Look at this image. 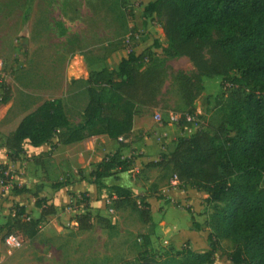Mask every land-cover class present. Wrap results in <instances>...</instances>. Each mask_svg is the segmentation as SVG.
<instances>
[{"label":"trees","instance_id":"obj_1","mask_svg":"<svg viewBox=\"0 0 264 264\" xmlns=\"http://www.w3.org/2000/svg\"><path fill=\"white\" fill-rule=\"evenodd\" d=\"M141 18L158 20L166 40L161 50L164 57H184L192 65L190 75L178 74L186 96V114H195L193 102L203 90L202 78L219 77L220 93L215 101L214 126L177 138L171 152L161 153L139 171L146 174L156 170L159 181L175 177L180 189L206 196L203 205L210 213L203 224L209 230V248L200 253L186 246L171 249L136 264H214L213 255L222 241L232 245L227 264H264V0H152L143 6ZM158 47L153 44V48ZM147 52L130 51L117 70L89 74L79 123L71 124L63 108L53 101H45L22 118L5 137V147L13 152L7 158L14 161L23 154L25 142L32 147L46 144L51 153L59 145L98 135L114 140L125 137L137 107L155 104L160 91L159 73L145 68L150 50ZM3 93L0 103L8 99V91ZM131 163L116 151L106 155L89 177L97 184L113 171H128ZM67 183L64 179L53 188ZM11 191L15 195L25 189L13 186ZM149 197L134 196L118 186L110 187L108 196L112 210L128 209L143 224L150 222ZM81 198L86 201L83 195ZM34 207L40 218L55 213L52 204L36 196ZM183 209L190 216L191 230L201 231L202 225L194 221L191 209ZM11 214L4 225L6 237L13 231L28 239L36 235L39 220H27L25 208L15 205ZM72 219L81 232L92 229V220L112 228L107 219L92 218L88 212L75 214Z\"/></svg>","mask_w":264,"mask_h":264},{"label":"rangeland","instance_id":"obj_2","mask_svg":"<svg viewBox=\"0 0 264 264\" xmlns=\"http://www.w3.org/2000/svg\"><path fill=\"white\" fill-rule=\"evenodd\" d=\"M149 1L152 0H0V98L8 91V99L0 103V142L45 101L58 103L71 124L79 123L86 103L85 81L114 50L135 54H148L150 50L145 68L158 72L162 83L155 104L149 107L166 114H186V96L178 74L188 76L193 68L184 57L162 55L166 42L156 18H147L142 25V8ZM154 42L161 49L153 48ZM206 82L208 95L201 92L193 102L202 113L195 117L197 131H206L217 123L215 101L220 79L218 86L216 81ZM1 176L3 184L6 177ZM159 177L156 170L142 174L145 195L157 192ZM73 204L71 209L76 211L77 201ZM200 206L199 212L207 220L210 210L204 207L203 200ZM113 212L107 219L111 229L96 221L90 232L78 233L66 227L69 231L59 240L33 245L30 256L35 264H136L145 257L163 256L171 249H191L188 242L186 245L175 239L183 236L185 225L178 212L168 215L171 229L161 227L157 220V231L150 211L148 224L128 209ZM193 219L196 222L194 215ZM203 223L201 239L193 250L196 253L209 248L204 241L209 230ZM172 224L181 226L173 228ZM231 248L229 242H220L213 255L214 264H227Z\"/></svg>","mask_w":264,"mask_h":264},{"label":"crops","instance_id":"obj_3","mask_svg":"<svg viewBox=\"0 0 264 264\" xmlns=\"http://www.w3.org/2000/svg\"><path fill=\"white\" fill-rule=\"evenodd\" d=\"M144 22L142 20V25L145 24ZM160 32L162 34V30ZM164 41L166 42L165 39ZM155 49L161 48L159 46ZM126 56L127 53L124 51L114 50L103 62L104 64L100 68L93 69L92 72L101 69L115 71L120 60ZM219 79V77L202 78L203 95H208L206 81H216L218 86ZM193 106L196 107V104L193 103ZM156 114L162 117V121L154 120L153 116ZM168 114L156 107H137L132 118L131 130L125 137L114 140L106 135H98L68 145H59L51 153L46 144L32 147L25 142L23 154L18 155L14 161L7 158V154L13 152L5 147V137H2L0 165L9 176L5 178L3 184H0V264H35L34 257L30 256L33 245L39 244V241H55L59 237H64V233L69 231L66 227L78 233L81 232L77 230L76 223L72 219L75 214L88 212L92 218L100 216L109 219L107 210L111 209V205L108 196L109 188L112 186L127 189L134 196L145 195L146 183L140 180L142 173L139 172L142 165L156 161L161 153L171 152L173 142L177 138L189 137L197 131L195 128L197 125L192 123L169 122ZM194 115L196 118L202 116L197 107ZM119 144L122 146L120 147ZM116 151L122 159L132 160L130 169L124 172L113 171L111 176L100 179L97 184L93 183V179L89 177L91 170L106 155ZM63 178L68 180L67 185L53 188V185L61 182ZM13 186H17L18 189L24 188L25 191L13 195L11 191ZM82 195L86 201H83ZM35 196L52 204L55 213L40 218L39 210L34 207ZM205 198L206 196L201 193L190 189H180L178 184H172L170 179H163L157 183V192L146 201L150 206L153 224L157 222L156 231L160 226L171 229L168 215L171 212H178L185 225L183 236H177L175 239L188 242L191 249L196 250L195 244L201 239L202 233L191 230L189 215L183 208L190 207L196 222L202 225L205 217L200 214L199 209H201V200ZM75 201H77L76 211L71 209ZM15 205L25 208L27 220H39V226L36 235L30 239L18 231H13L12 236L20 242L21 246L11 250L4 244L6 238L4 225L9 216H12L11 210ZM157 220L160 221V226ZM94 225L95 220H92V228L95 227ZM172 225L173 228L181 226L180 224Z\"/></svg>","mask_w":264,"mask_h":264},{"label":"built area","instance_id":"obj_4","mask_svg":"<svg viewBox=\"0 0 264 264\" xmlns=\"http://www.w3.org/2000/svg\"><path fill=\"white\" fill-rule=\"evenodd\" d=\"M0 69H1V64H0ZM153 118L157 122L162 121V117L159 114L154 115ZM181 119H183L184 122H186V123H192V124H196L197 123V120H196L194 115L184 114L183 116H180V115L171 114L168 117V121L172 122V123H178ZM1 175H3L6 178L9 176L8 173H6L5 170L0 168V178H2ZM170 182L172 184H178L177 179L175 177H172L170 179ZM107 212H108L109 215H113V213H114L112 209H108ZM4 244L11 250L18 249L21 246L20 242L17 241L12 235H9V236H7L5 238Z\"/></svg>","mask_w":264,"mask_h":264}]
</instances>
